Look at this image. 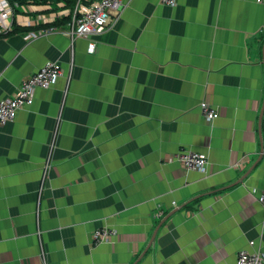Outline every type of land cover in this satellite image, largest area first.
Wrapping results in <instances>:
<instances>
[{
  "label": "crops",
  "instance_id": "obj_1",
  "mask_svg": "<svg viewBox=\"0 0 264 264\" xmlns=\"http://www.w3.org/2000/svg\"><path fill=\"white\" fill-rule=\"evenodd\" d=\"M175 2L125 0L91 55L84 38L72 54L61 32L0 37V100L47 62L64 71L0 125V264L264 254V5ZM203 102L216 120L204 119ZM183 149L207 156L204 174L168 163ZM102 228L116 234L96 243Z\"/></svg>",
  "mask_w": 264,
  "mask_h": 264
},
{
  "label": "built area",
  "instance_id": "obj_2",
  "mask_svg": "<svg viewBox=\"0 0 264 264\" xmlns=\"http://www.w3.org/2000/svg\"><path fill=\"white\" fill-rule=\"evenodd\" d=\"M86 1L77 0L72 8L65 10L66 4L58 0H28L26 4L0 0V36L9 34L14 27L29 29L25 35L26 41L61 32L69 38L72 54L74 42L79 38L88 40V53L95 54L97 44L94 38L103 35L116 24L127 3L125 0H98L87 5ZM161 2L176 6L175 0ZM255 2L264 5V0ZM56 7L62 10L58 12L55 10ZM65 19L67 20L64 21ZM63 75L64 71L59 62H47L31 78L23 82L13 97L0 100V125L14 122L21 110L34 104L38 89L52 88ZM201 112L208 122L218 118L217 111L206 102L201 104ZM57 135L58 127L51 147L55 146ZM50 159L51 157L45 165L44 174L48 172ZM174 162H178L187 170L202 174L206 172L209 164L206 155L185 149L169 158V164ZM258 202L264 206V191L258 195ZM115 234V231L109 228L98 229L94 232V242L109 240ZM250 246H254V243L251 242ZM236 264H264V254L259 251L242 250L237 255Z\"/></svg>",
  "mask_w": 264,
  "mask_h": 264
},
{
  "label": "trees",
  "instance_id": "obj_3",
  "mask_svg": "<svg viewBox=\"0 0 264 264\" xmlns=\"http://www.w3.org/2000/svg\"><path fill=\"white\" fill-rule=\"evenodd\" d=\"M12 2H18L19 4H26L28 2V0H11ZM67 4V7H70L72 8L74 6V4L77 2V0H64ZM73 5V6H72ZM67 19H65L64 21H66ZM59 23V22H58ZM24 31L25 33H27L29 31V29H26V28H17V27H14V29L7 35L5 36H9L11 34H13L14 32L16 31ZM0 37H3V36H0Z\"/></svg>",
  "mask_w": 264,
  "mask_h": 264
},
{
  "label": "water",
  "instance_id": "obj_4",
  "mask_svg": "<svg viewBox=\"0 0 264 264\" xmlns=\"http://www.w3.org/2000/svg\"><path fill=\"white\" fill-rule=\"evenodd\" d=\"M158 230H159V228H157V230L155 231V233H154V235H153V237L151 239L150 245H152V243L154 242V239L156 237V234H157Z\"/></svg>",
  "mask_w": 264,
  "mask_h": 264
}]
</instances>
